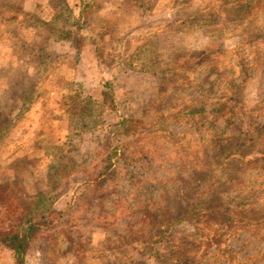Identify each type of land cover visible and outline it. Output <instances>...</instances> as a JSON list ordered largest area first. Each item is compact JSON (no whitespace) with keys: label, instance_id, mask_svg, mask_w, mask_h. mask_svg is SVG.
<instances>
[{"label":"rangeland","instance_id":"rangeland-1","mask_svg":"<svg viewBox=\"0 0 264 264\" xmlns=\"http://www.w3.org/2000/svg\"><path fill=\"white\" fill-rule=\"evenodd\" d=\"M211 199L234 224L158 259ZM28 218L24 264H264V0H0V230Z\"/></svg>","mask_w":264,"mask_h":264},{"label":"trees","instance_id":"trees-1","mask_svg":"<svg viewBox=\"0 0 264 264\" xmlns=\"http://www.w3.org/2000/svg\"><path fill=\"white\" fill-rule=\"evenodd\" d=\"M23 17H30L32 15L23 14ZM58 38H63L62 35H59ZM43 58L49 57L48 55H42ZM44 62V60H43ZM26 95L22 97L23 100L26 99ZM243 148V146L241 147ZM241 148L235 150V156L240 157ZM64 160L63 156H61L58 161ZM60 166V162H59ZM59 166H53L54 173L53 175H49V179L55 178L57 176V172L59 171ZM58 169V170H57ZM58 177V176H57ZM58 180V178H56ZM194 217L199 221H203L204 223H209L210 227L219 226L222 228L230 227L234 224V220L232 216L227 213V211L223 208V205L216 204L214 201H199L191 205L188 210H185L179 215L176 216L175 219L164 218L163 220L157 221L155 225V233L151 236L154 238V243H158L159 247L156 249V254L158 259H165L170 262H187V252L189 251L186 245L179 246L176 248L175 246L170 247L169 244L173 241V238L166 237V231L175 223L180 222V220H185L186 218ZM217 225H216V224ZM42 221H34L31 218H28L22 223V226L19 229H7L0 230V244L9 248L12 251L14 264H24L25 258L27 255V251L30 248L31 244L36 240L41 232ZM169 239V240H168ZM214 239V238H213ZM211 239V240H213ZM163 250V253L161 251ZM159 254V255H158ZM162 254V255H161ZM229 253H225V256H228ZM156 256V258H157Z\"/></svg>","mask_w":264,"mask_h":264}]
</instances>
